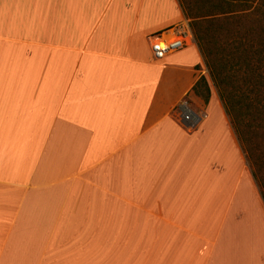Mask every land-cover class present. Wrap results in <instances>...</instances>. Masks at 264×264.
I'll list each match as a JSON object with an SVG mask.
<instances>
[{"label": "crops", "instance_id": "obj_1", "mask_svg": "<svg viewBox=\"0 0 264 264\" xmlns=\"http://www.w3.org/2000/svg\"><path fill=\"white\" fill-rule=\"evenodd\" d=\"M185 24L181 0H0V264H264L198 43L154 57Z\"/></svg>", "mask_w": 264, "mask_h": 264}, {"label": "trees", "instance_id": "obj_2", "mask_svg": "<svg viewBox=\"0 0 264 264\" xmlns=\"http://www.w3.org/2000/svg\"><path fill=\"white\" fill-rule=\"evenodd\" d=\"M254 2V0H218L214 3L199 7L201 14H199L197 18H217L219 15L230 14L224 21L215 22V20H211L207 23L209 25V32L215 29L221 30L225 27L234 31L237 41L233 43L234 50L232 52H227V50L224 49H215V47L220 44L218 42L219 40L214 35L208 34V32L204 34L201 33L199 31L200 26L198 27L197 23H193L197 43L204 55L214 85L219 90L224 108L227 114L233 119V127L238 134H240V131L236 119L241 117L242 113L252 115L253 109L256 106L255 103H252L248 99V84L244 91L241 86L238 85L241 78L248 79L252 77L256 80V76L254 75L255 71L251 68L253 66L252 61L256 54V38H251L249 35L254 34L250 33L251 30L254 31L258 28L260 30V32H257L258 35H260V33L264 34V23L262 21L263 19L259 17L257 18L258 21H256L257 26L248 28L245 17L264 15V4H253ZM260 22L262 26L259 27ZM223 44L228 45V42H223ZM201 82H204L206 85L207 97L205 103L208 104L211 98V91L205 76L201 77L195 87V91ZM262 89L263 88H261V90ZM255 90L259 92L260 88H255ZM237 96H239L238 99ZM249 126L252 125L249 124Z\"/></svg>", "mask_w": 264, "mask_h": 264}, {"label": "rangeland", "instance_id": "obj_3", "mask_svg": "<svg viewBox=\"0 0 264 264\" xmlns=\"http://www.w3.org/2000/svg\"><path fill=\"white\" fill-rule=\"evenodd\" d=\"M182 1L184 4L183 9L187 17L188 27H187V24H185L184 27L179 28V30H177L176 32L182 33L183 35L187 34L189 41L193 37L195 41L197 42L196 36L194 33V27H193V23H197L198 27L200 26L199 31L201 33L204 34L208 32V34L214 35L219 40L218 42L220 44H218V46L215 47V49H219V50L224 49V50H227V52H232L234 50L233 43L237 41L234 31L228 29V27H225L224 29H221V30L219 29L213 30L215 32L213 31L209 32L208 31L209 25L207 23L208 21H211V20H215V22L224 21V19L229 17L230 14L219 15L217 18H207V19L197 18V16L201 14V10L199 9V7L214 3L218 0H182ZM237 1H246V0H237ZM254 1L255 2L253 4H256V3L264 4V0H254ZM259 17L263 19L262 21L264 23V15L246 16L245 22H247L246 25L248 26V28L256 27L257 26L256 21H258L257 18ZM261 22H260L259 27L262 26ZM257 32H260L259 28L254 31L251 30L250 33H254V34L249 35L251 38H254V39L256 38L255 40L256 54L252 61L253 66L251 67L255 71L254 75L256 76V80L252 77L248 79L241 78L238 84L239 86H241L243 91L246 89V85L248 84V89H247V93L249 97L248 99L252 103H255L256 106L253 109L252 115H246L245 113H242L241 117H238V119H236V122H237L238 129L240 131V134L237 133V136L239 138V143L241 145L245 159L247 161L250 174L253 177V180L264 199V86H263V83H264V34L260 33V35H258ZM172 34L173 32L170 33V35ZM223 42H228V45H224ZM205 74L207 75V78L209 80L208 85H209L210 91L217 93L219 102L222 105L223 110H225L223 101L220 98L219 90L214 85V82L210 75L208 66H207V71L205 72ZM195 87H194V91H195ZM255 88H260L259 92L258 91L256 92ZM261 88L263 89L261 90ZM195 93L197 94V96L202 102H205V99L207 97V89H206V85L204 82L199 83ZM238 98L239 96H237V99ZM227 117L231 125H233V119L231 118V116L227 114ZM249 124H251L252 126H249ZM142 236L144 235L142 234ZM112 249H113L112 247H106L107 256L109 254V251H111Z\"/></svg>", "mask_w": 264, "mask_h": 264}, {"label": "built area", "instance_id": "obj_4", "mask_svg": "<svg viewBox=\"0 0 264 264\" xmlns=\"http://www.w3.org/2000/svg\"><path fill=\"white\" fill-rule=\"evenodd\" d=\"M184 35L182 33H173L164 38H156L152 50L156 59H163L168 54L181 49L185 45ZM181 114L185 122H193L192 109L185 103L181 106Z\"/></svg>", "mask_w": 264, "mask_h": 264}]
</instances>
